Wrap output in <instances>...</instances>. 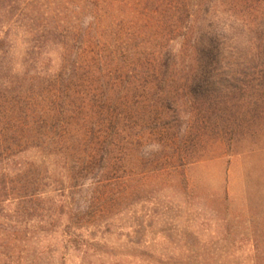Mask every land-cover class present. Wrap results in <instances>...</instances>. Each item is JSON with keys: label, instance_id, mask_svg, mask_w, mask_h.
<instances>
[{"label": "trees", "instance_id": "1", "mask_svg": "<svg viewBox=\"0 0 264 264\" xmlns=\"http://www.w3.org/2000/svg\"><path fill=\"white\" fill-rule=\"evenodd\" d=\"M244 1L259 15L222 0H0V264H40L30 250L42 264H137L109 240L133 146L122 114L138 115L136 143L177 148L170 93L263 76L264 0Z\"/></svg>", "mask_w": 264, "mask_h": 264}, {"label": "rangeland", "instance_id": "2", "mask_svg": "<svg viewBox=\"0 0 264 264\" xmlns=\"http://www.w3.org/2000/svg\"><path fill=\"white\" fill-rule=\"evenodd\" d=\"M222 1L237 17L259 15L244 0ZM19 65L15 56L12 69L22 71ZM218 79L195 100L181 88V95H168L177 110L165 117L185 129L177 148L161 147L158 136L136 143L138 115L137 126L122 114L120 135L133 146L123 150L116 233L109 240L137 264H264V75L251 82ZM164 165L165 172H152ZM36 252L28 257L42 264Z\"/></svg>", "mask_w": 264, "mask_h": 264}]
</instances>
